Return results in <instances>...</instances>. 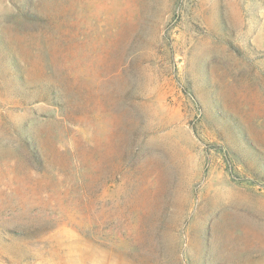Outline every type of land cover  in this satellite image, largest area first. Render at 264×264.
<instances>
[{
    "label": "rangeland",
    "instance_id": "1",
    "mask_svg": "<svg viewBox=\"0 0 264 264\" xmlns=\"http://www.w3.org/2000/svg\"><path fill=\"white\" fill-rule=\"evenodd\" d=\"M0 264H264V0H0Z\"/></svg>",
    "mask_w": 264,
    "mask_h": 264
}]
</instances>
